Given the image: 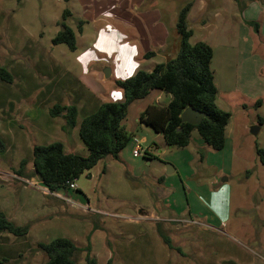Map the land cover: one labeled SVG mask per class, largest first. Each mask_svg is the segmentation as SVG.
<instances>
[{
	"label": "rangeland",
	"instance_id": "374dc122",
	"mask_svg": "<svg viewBox=\"0 0 264 264\" xmlns=\"http://www.w3.org/2000/svg\"><path fill=\"white\" fill-rule=\"evenodd\" d=\"M65 8L72 13L66 23L76 35L75 51L51 43ZM83 13L74 0H0V68L11 77L0 78V211L29 227L22 238L2 233L3 264L44 263L38 243L55 237L69 238L79 248L77 264H85L86 254L97 264H210L226 258V250L243 251L252 235L264 237V165L254 153L255 145L264 148V120L253 135L249 129L258 114L234 105H224L230 119L222 150L209 148L194 131L188 146L153 149L147 162L132 155L129 143L120 161L107 156L75 179L76 192L87 202L71 190L54 196L42 185L33 173L34 145L60 141L66 152L87 153L78 135L87 95L76 57L91 46L87 35L93 27L86 24L84 33L78 32ZM172 34L179 49V36ZM56 103L77 106L70 131L63 129L62 114L49 115ZM261 113L264 119V109Z\"/></svg>",
	"mask_w": 264,
	"mask_h": 264
},
{
	"label": "crops",
	"instance_id": "0c3cea01",
	"mask_svg": "<svg viewBox=\"0 0 264 264\" xmlns=\"http://www.w3.org/2000/svg\"><path fill=\"white\" fill-rule=\"evenodd\" d=\"M74 1L84 12L80 17L83 20L81 32L84 33L86 24L93 27L91 34H86L92 38L91 46L76 57L81 65L78 80L87 95L84 114L92 112L102 102L123 99L122 91L114 85L115 80L126 78L139 69L150 71L156 64L166 62L177 53L178 38L173 36L175 42L171 40L172 33L176 32V9L188 0H180V7L175 0ZM175 3L178 7L168 14ZM99 20L102 24L95 28L93 23ZM187 21L192 30L190 39L203 41L212 47L210 67L217 90L216 105L225 111L229 107L224 105H234L246 114L256 112L255 125L259 126L257 117L263 119L261 110L264 109V0H194ZM246 21L256 22L257 30ZM148 51H153L154 55L144 58L143 54ZM142 63H146L147 67H143ZM106 67L109 68L108 77L103 74ZM108 79L111 83L106 82ZM169 100V94L152 89L146 96L130 102L122 125L132 133V137L123 148L132 143V151L133 138H138L142 148L140 155L147 162L154 157L153 149H172L162 134L139 122L140 113L148 105L165 106ZM226 128L223 148L228 143ZM195 139L198 141L197 137ZM113 159L120 161V153ZM175 170L176 167L172 168V172ZM158 179L163 182L165 178L160 176ZM71 191L80 196L81 201L87 202V198L78 194L76 189ZM62 192L51 193L60 196ZM171 206L176 210L172 203ZM205 227L223 233V229H217L219 227ZM250 239V245L247 244L243 251L226 250V258H219L210 264H264V250L260 247L263 245L264 249V237L256 239L252 235ZM217 247L220 250V246Z\"/></svg>",
	"mask_w": 264,
	"mask_h": 264
},
{
	"label": "trees",
	"instance_id": "16d2710c",
	"mask_svg": "<svg viewBox=\"0 0 264 264\" xmlns=\"http://www.w3.org/2000/svg\"><path fill=\"white\" fill-rule=\"evenodd\" d=\"M193 1L188 0L176 13L174 26L179 36V49L175 56L156 64L150 71L139 69L126 78L115 80L114 85L122 91L123 99L102 102L92 112L81 117L78 135L86 148V155L66 153L60 141L33 146V173L49 192L68 190V182L90 170L99 160L106 156L117 158L132 137V133L122 125L128 105L133 100L146 96L152 89L169 94L170 100L165 106L148 105L139 115L140 123L144 122L150 125L155 133L162 134L166 144L171 147H186L191 132L196 131L212 150L223 148L225 127L230 113L216 105L217 90L210 67L212 47L203 41L189 43L192 30L189 28L187 15ZM70 15L69 9L65 8L57 22L59 29L51 38V43L64 44L73 51L76 48L75 32L66 23ZM82 23L83 20L77 21L78 32L82 30ZM246 23L257 30L256 22ZM153 55V51H148L143 57L149 58ZM0 78L6 82L11 81L9 73L3 68H0ZM188 106L205 114L196 125L181 121L180 114ZM60 114L65 120L64 131H70L76 125L77 106L56 103L49 109V115L52 117ZM257 122L261 124L263 119L258 116ZM254 153L264 165V148L255 145ZM25 162L26 160H21V169ZM28 228L27 224L16 225L0 211V237L2 233H8L22 238L27 234ZM163 240L172 247L168 237L163 236ZM38 247L47 257L42 264H77L74 256L79 248L69 238L55 237L48 242H39ZM5 261V258H0V264ZM85 264L97 262L94 257L86 254Z\"/></svg>",
	"mask_w": 264,
	"mask_h": 264
},
{
	"label": "water",
	"instance_id": "95a60500",
	"mask_svg": "<svg viewBox=\"0 0 264 264\" xmlns=\"http://www.w3.org/2000/svg\"><path fill=\"white\" fill-rule=\"evenodd\" d=\"M104 77H108L109 75V68L106 67L105 70L103 71ZM205 116L204 112L196 110L190 106L186 107L180 114V118L182 122H187L192 125H196L200 122V120ZM144 125L145 123L142 122ZM149 128H151L150 125H147ZM250 133L253 135H256L259 130L258 125H253L250 127ZM170 148L171 146L168 145ZM222 180H225V178H222Z\"/></svg>",
	"mask_w": 264,
	"mask_h": 264
},
{
	"label": "built area",
	"instance_id": "2783aa9c",
	"mask_svg": "<svg viewBox=\"0 0 264 264\" xmlns=\"http://www.w3.org/2000/svg\"><path fill=\"white\" fill-rule=\"evenodd\" d=\"M133 141H134V146L132 149V155L136 157V156L140 155V151L142 148H141V144H140L138 138H133ZM74 189H76L75 180H72V181L68 182V190H74ZM47 192H48V190H47Z\"/></svg>",
	"mask_w": 264,
	"mask_h": 264
}]
</instances>
